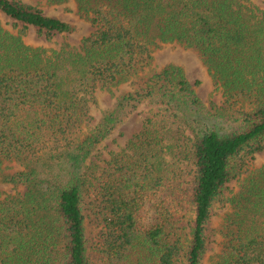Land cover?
Returning a JSON list of instances; mask_svg holds the SVG:
<instances>
[{
	"label": "trees",
	"instance_id": "16d2710c",
	"mask_svg": "<svg viewBox=\"0 0 264 264\" xmlns=\"http://www.w3.org/2000/svg\"><path fill=\"white\" fill-rule=\"evenodd\" d=\"M76 2L95 30L80 46L52 48L28 44L29 25L48 39L76 25L0 0L23 25L14 32L0 19V264H204L215 232L216 264H264V164L247 166L264 150V8L252 0ZM167 43L198 54L224 106L209 108L182 65L155 64ZM98 89H116V100L91 127ZM147 103L157 109L127 146L106 166L89 164ZM185 158L195 167L190 196ZM240 177L215 225L216 204ZM87 209L101 227L93 258Z\"/></svg>",
	"mask_w": 264,
	"mask_h": 264
},
{
	"label": "rangeland",
	"instance_id": "374dc122",
	"mask_svg": "<svg viewBox=\"0 0 264 264\" xmlns=\"http://www.w3.org/2000/svg\"><path fill=\"white\" fill-rule=\"evenodd\" d=\"M25 3L37 5L47 15L57 16L65 21H69L76 25L74 32L55 33L51 39H48L45 35L38 34L37 30L29 25L27 28L24 40L31 45L60 48L64 43H70L72 46H80L82 39L85 36L90 35L95 26L84 16L79 13L76 0H67L64 3L57 4L51 3L48 0H21ZM256 5L264 8V0H252ZM0 19L6 28L17 32L22 28L20 22L15 25V20L9 17L4 12L0 11ZM155 64L160 67L170 62L182 65L187 73L190 82L196 87V90L203 100V102L211 108L213 105L224 106L226 97L223 90L218 87L209 73L207 67L203 64L198 54L192 49H187L179 44L167 43L157 48L154 52ZM115 94L117 90L114 89ZM110 91L98 89L95 93L97 102L92 104L91 114L92 119L90 126L96 125L104 108L110 107L116 100V95ZM153 109H157V106L152 103L143 104L140 108L129 116L126 121L108 138H106L99 147L95 150L94 154L89 161V164H99L101 167L106 166L108 160L111 158L113 152L124 149L132 136L142 129L143 122L147 116H149ZM189 154V153H187ZM264 164V150L257 153L253 158L247 162L248 168L259 167ZM183 168L184 185L187 187L189 196L193 192L194 187V164L192 159L185 158L181 163ZM244 177V175H242ZM241 177L228 183L227 188L221 200L216 204L217 214L215 215V225H220L222 222V214L227 210L229 205V198L234 194V191L238 189ZM5 190L10 194L16 192L23 193L25 187L14 188L11 185H5ZM192 198V197H191ZM90 201L89 197L87 198ZM190 201L189 215L182 222L184 227V233L190 236L192 227L194 226V207ZM87 206H90L87 204ZM87 234L89 237V254L93 258L96 250L95 245L97 241V235L100 228L95 221L91 211L87 209ZM220 237L218 233L210 235L208 240V252L204 264H216L217 253L220 249L219 242Z\"/></svg>",
	"mask_w": 264,
	"mask_h": 264
}]
</instances>
